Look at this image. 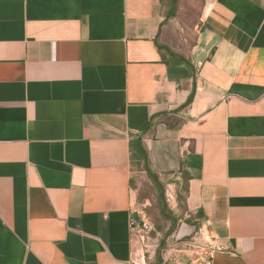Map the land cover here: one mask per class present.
Segmentation results:
<instances>
[{"label":"crops","instance_id":"crops-1","mask_svg":"<svg viewBox=\"0 0 264 264\" xmlns=\"http://www.w3.org/2000/svg\"><path fill=\"white\" fill-rule=\"evenodd\" d=\"M175 11L0 0V264H146L135 140L188 177L180 261L209 241L213 264H264V0H204L191 68Z\"/></svg>","mask_w":264,"mask_h":264},{"label":"rangeland","instance_id":"rangeland-1","mask_svg":"<svg viewBox=\"0 0 264 264\" xmlns=\"http://www.w3.org/2000/svg\"><path fill=\"white\" fill-rule=\"evenodd\" d=\"M204 0H177L176 19L165 40L170 51L189 55L199 30V18ZM136 170L138 210L144 228H139L141 252L146 264H162L175 259L186 260L188 248L184 242L194 236L177 240L174 232L183 223H190L183 205L184 191L175 184V177L159 176L155 184L143 171ZM186 241V242H188Z\"/></svg>","mask_w":264,"mask_h":264},{"label":"trees","instance_id":"trees-1","mask_svg":"<svg viewBox=\"0 0 264 264\" xmlns=\"http://www.w3.org/2000/svg\"><path fill=\"white\" fill-rule=\"evenodd\" d=\"M176 3H177V0H172V4H176ZM167 52L173 59L177 58L178 62L180 64H185L188 68H191V65H190L189 61L186 60L184 57H182L181 55L170 51L169 49L167 50ZM192 99H193V93L190 95V97L188 98L186 103H184V105L181 108L188 107L190 105ZM130 146H132V148L136 147V149H137L136 156L132 155V160H135L133 167H135V168L137 167L138 169H140V168L143 169V171L148 175L149 178L152 179V181L155 184H159V182H160L159 181V176H169V174H161L160 175L159 173H157L156 171H154L152 169L151 164H150L149 159H148L147 151H145L144 149H141L139 141H137V140L132 141L130 143ZM181 174H182L181 179H180V181H177L176 184L181 189H183L184 198H185V192L187 190L186 185H187L188 177H187V175L184 172H182ZM184 198L182 199L183 200V205H184ZM184 209H185V205H184Z\"/></svg>","mask_w":264,"mask_h":264},{"label":"built area","instance_id":"built-area-1","mask_svg":"<svg viewBox=\"0 0 264 264\" xmlns=\"http://www.w3.org/2000/svg\"><path fill=\"white\" fill-rule=\"evenodd\" d=\"M191 248L198 252V257L188 261H180L178 259L164 261L162 264H213L212 253L221 249L215 248L209 241L204 243H191Z\"/></svg>","mask_w":264,"mask_h":264},{"label":"water","instance_id":"water-1","mask_svg":"<svg viewBox=\"0 0 264 264\" xmlns=\"http://www.w3.org/2000/svg\"><path fill=\"white\" fill-rule=\"evenodd\" d=\"M132 226L133 227H139L141 229L145 227V224L140 219V215H139L138 211H135L132 214Z\"/></svg>","mask_w":264,"mask_h":264}]
</instances>
